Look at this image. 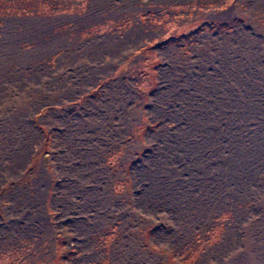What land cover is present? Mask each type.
Wrapping results in <instances>:
<instances>
[{
  "label": "rangeland",
  "instance_id": "374dc122",
  "mask_svg": "<svg viewBox=\"0 0 264 264\" xmlns=\"http://www.w3.org/2000/svg\"><path fill=\"white\" fill-rule=\"evenodd\" d=\"M64 1L0 0V18L5 17L4 15L22 13L45 14L59 6L65 8L70 4L72 6L71 1L70 4L63 3ZM152 1L156 7H160L165 1L167 5L176 2V0ZM105 2L107 4L102 8L107 9L111 0ZM112 2L119 7V10L117 9L113 14L114 17H118L116 23L121 24L122 21L123 24L128 22L133 24L135 20L136 24L145 22L141 20L143 13L132 14L135 9L132 7L133 0H112ZM242 4L243 0H239V3L228 9L229 36L225 32L222 34L221 31L217 34L215 27L211 28L209 23L210 19L221 22L220 18L224 17L222 15L214 19L212 15L199 11H197L199 14H187V16L176 14L170 19H174L175 24L168 33L173 32L175 38L181 37V39L171 42L159 38L163 46L150 47L148 52L146 50L142 54L137 53L138 55L134 52L135 56L134 54L127 56V64L125 62L117 66L112 64L114 76H117V81L121 85L125 86L126 81L132 78L135 89L143 80H151L148 87L156 88L150 95L147 91L142 95L144 97L137 96L134 91L130 94L129 106L133 104L134 123L147 115L152 125L149 130H139L135 126L121 130L122 125L118 124L114 138L109 139L107 144L111 150L117 151H125L127 146H130L127 150L129 152L133 146L140 145L138 139L128 140L129 136L134 135L136 138L135 136L140 134L139 131L141 135L153 134L155 140L147 139L146 147L135 154L132 162L134 168L140 169L142 164H149L155 168V174L152 176L164 188L156 194L157 206L153 209L164 216L162 222L166 227L169 224L170 214L172 215L168 210V203L182 195L183 206L191 201L194 204L191 214L195 218H188L187 224L194 222L196 238L203 243L196 245V248L192 246L193 251L186 256L183 264H264V0L262 2L256 0L254 4L256 11L248 12V4L245 2ZM9 7H12V11H8ZM157 10V8L153 9L154 13L157 14ZM127 14L130 16L123 19ZM162 20L170 22L167 16ZM179 25L180 29L177 30ZM103 28L102 31L106 32H100L96 28L92 31H83L81 37L76 33L77 36L75 35L73 39L85 40V36L97 32L108 34V30ZM162 33L163 31H157L155 35ZM27 36L28 34H25V40L32 42L33 40ZM95 37L97 38L96 35L89 36L91 39H96ZM216 37L218 39H215ZM0 38H2L0 54L5 50L14 54L15 51L10 45L14 46L15 40L11 39H16L15 36L10 33L3 38L0 32ZM9 41H11L10 45ZM18 44L17 42L16 46H19ZM28 47L30 48L29 45ZM164 47L169 51L173 49L172 54L175 57L170 55L171 61L165 60L166 58L154 59L155 50H163ZM162 53L159 52V55ZM28 54L30 55V52ZM118 57L124 58L115 56L112 59L116 60ZM13 59L16 58H12L7 65L0 56V71L9 68L11 63L10 70L7 71L9 74L5 72V75L0 74V264H124V260L115 261L114 254L117 250H101L100 247L94 249V241L91 243L88 239L83 243H79L80 239H76L80 246L76 243L72 246L74 241L72 235L70 239L66 236V227H73L82 220L72 217L87 214V200L85 206L81 205L80 208L70 206L58 210H55L56 207L52 208L54 210L51 213L55 218L53 221L62 224L61 227L65 230L62 234L64 237L57 240L53 239L54 230L52 236L43 234L42 238H37L34 235L36 231L29 229L34 225L31 224L30 217L33 213V216L35 215L37 210L35 207H22L21 211L18 207L17 213L14 211L12 201L14 172L22 158L20 155L27 152V143H18L19 148L15 151L17 145L15 141L21 131L27 127H24L22 120L20 123L18 116H14L16 111L14 112L13 109L18 101L13 94L14 89L11 88L17 83V78H21L17 77L16 72L22 66L18 67V62ZM42 61L43 59L34 63L36 66L46 65V62ZM43 70L47 72L48 68L47 71L46 68ZM77 70V76L83 77L85 84L88 80L95 81V75H99L87 64L85 68L80 67ZM71 72L73 71H69L66 66L61 78L67 73L71 75ZM184 74H187V78L183 76ZM8 75L11 76L7 78ZM23 76L28 80L30 73ZM169 78L174 79L175 85L181 84L179 85L181 92L177 88L173 89L170 83L172 80L168 82ZM96 80L95 89H101L103 92L107 81L105 78ZM3 82H9L6 88L1 87ZM33 84L23 85L21 89L17 88L20 94L19 102L29 97L25 94L31 91L28 88ZM87 87L91 85L88 84ZM178 92L176 99L175 95ZM63 112H58V116ZM52 116L53 113L49 118ZM77 119L75 112L69 114L67 125L69 129L74 130L75 137H80L83 131H78ZM119 122L121 123L122 120ZM60 127L62 122L53 131L57 136ZM33 130L35 137L33 139L36 142L28 152L32 150L34 151L32 155H35L40 134L34 128ZM85 132L89 135L88 127H85ZM154 141L159 147L155 148V152L150 153L147 143L153 145ZM162 144L165 145L164 148ZM32 155L25 160L22 168L38 162ZM22 161L24 162V159ZM50 193V190H47V194ZM89 194L90 192H87V196ZM45 213L46 211L43 214ZM189 214V210L183 212L185 216ZM48 217L51 216L48 214ZM20 218L25 222L22 228L18 223ZM38 226L42 227L41 229L46 227L45 221ZM156 228L158 227H155L152 235L158 230ZM186 228L190 230L188 226ZM159 229L162 230L160 227ZM169 236L172 235L166 231L163 239H170ZM189 245L191 246L190 242L186 247ZM70 247L73 249H68ZM86 248L89 250H83ZM148 249V247H138L136 250L122 251L125 257L132 255L133 264H162L161 261L157 263V258L168 259L166 256L172 263L170 253L159 257L158 254L162 253V250L159 252Z\"/></svg>",
  "mask_w": 264,
  "mask_h": 264
},
{
  "label": "crops",
  "instance_id": "0c3cea01",
  "mask_svg": "<svg viewBox=\"0 0 264 264\" xmlns=\"http://www.w3.org/2000/svg\"><path fill=\"white\" fill-rule=\"evenodd\" d=\"M68 1L72 2V6L69 2L64 1L63 3L70 5L66 8L62 6L53 8L45 14L39 12L22 13L4 15L5 17L0 18V32H2L3 38H6L10 33L16 38L11 39L15 40L14 46L10 45L11 41L8 42L15 53L2 50L4 52L0 56L6 64L12 58H16L17 60H13L18 62V67L22 66L16 72L17 77L21 78H17V83H14V87L11 89H14L13 94L18 101L13 109L14 112L16 111L14 116H18L20 123L22 120L24 127H27L21 131L15 141L17 144L15 151L19 148L18 143H27V152L20 155L22 158L14 172L12 188L14 211L17 213L16 208L18 207L20 211L22 207H35L37 209L35 215L33 216V213L30 217L31 224L34 225L29 228L31 231H36L34 235L37 238H42L43 234L45 236L51 234L52 236L54 230L53 239H61L64 237L62 236L63 231L66 230L65 234L68 239L72 235L71 238L74 240L72 246L75 245L74 243L78 244L76 239H80L79 243H83L85 239L90 240L91 243L94 241V249L100 247L101 250H117L114 254L115 261L124 260V264H133V260L131 259L132 255L126 256V258L122 250H136L138 247H148V250H159V252L162 250V253L158 254L159 257L167 253L171 254L172 263L169 262L168 256H166L168 259L157 258V263L161 261L162 264H183L186 256L193 251L192 246L196 248V245L203 243L196 238L197 231L194 228V222L187 224V219L194 217L191 214L194 204L191 201L183 206L182 195L168 203V210L171 211L172 215L170 214L169 224L166 227L162 222L164 216L162 217L157 213V210L153 209L157 206L156 194L164 188L152 176L155 174V168L149 164H142L140 169L134 168V162H132L135 154L146 147L145 141L147 139L155 140L153 134H150L151 136L145 133L141 135V131H139L140 134L136 135V138L134 135L129 136L128 140L138 139L140 144L133 146L129 152L127 150L130 146L126 145L127 150L125 151H117L116 149L111 150L107 144L109 139L114 138L118 124L122 125L121 130L134 126L139 130H147L152 126L147 115L134 123L133 104L129 106V103L130 94L133 91L137 96L144 97L142 95L146 94L147 91L150 95L155 92L156 88L148 87L151 80H143L140 82V86L135 89L132 78L130 81H126L125 86L121 85L117 81V76H114L112 64L114 63L116 66L124 62L127 64V56L142 54L146 50L148 52L150 47L163 46L159 38L171 42L181 39V37L175 38L173 32L172 35L168 33L175 24L174 19H170L174 18L176 14L187 16V14L206 12L212 15L214 19L222 15L224 17L220 18L221 22L210 19L209 23L211 28L215 27L217 34L221 31L222 34L225 32L229 36L230 21L228 17L230 13L228 9L237 2L239 3V0H176V2L168 5L165 1L163 5L160 4V7H156L152 0H133L132 7L135 9L132 14L143 13L141 20H145V22L141 21L138 24H136V20L133 24H129V22L123 24L122 21L121 24L116 23L118 17H114L113 14L117 9L119 10V7H116L117 4L112 0L107 9L102 8L103 5L107 4L106 0ZM244 2L248 4V12L257 10L254 7L256 0H243V4ZM155 8L158 9L157 14L153 11ZM129 16L130 14H127L123 19ZM166 16L169 17L170 22L162 20ZM246 19L248 18L246 17ZM103 27L108 30V34L97 32L91 34L96 35V39L89 38L91 35L85 36V40L77 39L76 41L73 39L75 35L77 36L76 33L81 37L83 31H92L96 28L100 32H106L102 31L104 30ZM179 29L180 25L177 26V30ZM110 31L113 33L110 34ZM157 31H163V33L155 35ZM25 34H28L27 37L33 41H26ZM217 37L215 39H218ZM17 42L19 46H16ZM84 42L85 44L82 45ZM82 46L85 48H80ZM139 48L141 50L138 51ZM172 50L169 51L166 47L163 50H155L154 59L166 58L165 60L171 61L169 56L175 57ZM159 52L163 53L159 55ZM115 56L124 58L119 59L118 57L113 60L112 58ZM42 59L46 65L36 66L34 62H40ZM86 64L92 67L93 71L99 73V75L96 73V79L105 78L107 81L103 92L101 89H95L96 79L95 81L88 80V83L85 84V79L77 76L78 70L76 71V69L85 68ZM66 66L69 71L73 72L71 75L67 73L61 78ZM9 68L0 71V74L5 75L4 72L9 74L7 72L10 70ZM45 68L46 71L48 68L49 72H45L43 70ZM29 73L30 78L27 80V77L23 75H29ZM10 76L8 75L7 78ZM183 76L187 78V74ZM13 78L15 79L14 76ZM157 79L160 80L158 76ZM169 81H171L173 89L177 88L181 92L179 87L181 84L175 85L176 82L173 78H169ZM8 84L9 82H3L1 87L6 88ZM31 84H33L32 87L28 88L31 91L27 93L28 95L25 94L26 97H29L23 98V101L20 100L19 102L18 89H21L23 85ZM88 84L91 87L88 88ZM157 84L159 86V83ZM179 92L175 95L176 99ZM97 93L99 94L97 95ZM67 109L69 110L67 111ZM35 111L38 112L33 114L32 112ZM161 111L163 112V109ZM58 112L63 113L58 116ZM74 112L78 118L76 127L79 132L83 131L82 137H75L74 130L69 129V125H67L69 114L72 115ZM51 113L53 116L49 118ZM157 120L155 119V121ZM61 122L62 127L58 129L60 133L57 136L53 131L58 128ZM85 127L89 128V135L86 134ZM33 128L40 134V139L36 143L35 155H32L34 153L32 150L28 152L36 142ZM154 142L153 145L147 143L150 153L155 152V148L159 147L156 145V141ZM162 146L164 148L165 145L162 144ZM31 155L38 162L35 165L30 164V166L22 168L25 160ZM47 190H50L51 193L47 194ZM87 192H90L89 196H87ZM86 200L88 204H86ZM85 204L87 214L85 216H73L72 219H82L73 227L68 226L64 230V227H61L62 224L53 221L55 218L51 213L54 210L52 208L56 207L55 210L68 206L80 208L81 205L85 206ZM186 210H189L191 215H183ZM48 214L52 218L48 217ZM69 219L70 217H68ZM43 221H45V229L38 226ZM18 223L22 228L25 222L20 218ZM155 227H158L156 228L158 230H155L156 232L152 235ZM166 231L172 235L169 236L170 239H163ZM210 231L209 229L208 232ZM188 242L191 243V246L186 247ZM208 247L211 246L208 245ZM185 248L189 249L183 250ZM105 259H107L106 255ZM109 261L111 262V260Z\"/></svg>",
  "mask_w": 264,
  "mask_h": 264
},
{
  "label": "trees",
  "instance_id": "16d2710c",
  "mask_svg": "<svg viewBox=\"0 0 264 264\" xmlns=\"http://www.w3.org/2000/svg\"><path fill=\"white\" fill-rule=\"evenodd\" d=\"M1 9V8H0ZM8 8H6V10H7ZM8 11H12V7H9V9H8Z\"/></svg>",
  "mask_w": 264,
  "mask_h": 264
}]
</instances>
